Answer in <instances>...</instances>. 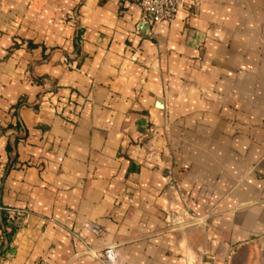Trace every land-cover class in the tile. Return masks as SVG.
I'll return each mask as SVG.
<instances>
[{"label":"crops","instance_id":"0c3cea01","mask_svg":"<svg viewBox=\"0 0 264 264\" xmlns=\"http://www.w3.org/2000/svg\"><path fill=\"white\" fill-rule=\"evenodd\" d=\"M88 248L264 264V0H0V264Z\"/></svg>","mask_w":264,"mask_h":264},{"label":"built area","instance_id":"2783aa9c","mask_svg":"<svg viewBox=\"0 0 264 264\" xmlns=\"http://www.w3.org/2000/svg\"><path fill=\"white\" fill-rule=\"evenodd\" d=\"M141 9V20L148 26L156 23H171L175 20L184 0H133ZM15 223H21L30 214L27 209H4L3 210ZM88 229L95 235L103 233L97 226L89 225ZM77 239L79 237L74 235ZM87 253L95 257L101 264H118L114 248H106L100 252L88 248Z\"/></svg>","mask_w":264,"mask_h":264},{"label":"trees","instance_id":"16d2710c","mask_svg":"<svg viewBox=\"0 0 264 264\" xmlns=\"http://www.w3.org/2000/svg\"><path fill=\"white\" fill-rule=\"evenodd\" d=\"M5 215H7L5 212H4ZM7 224H9L12 228V230H16V228L18 227L19 223H15L14 221H11V219L9 218V216L7 215Z\"/></svg>","mask_w":264,"mask_h":264}]
</instances>
